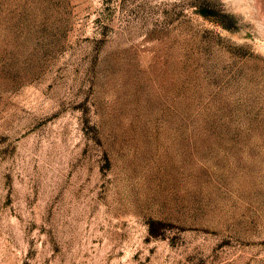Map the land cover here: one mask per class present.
Masks as SVG:
<instances>
[{
    "label": "rangeland",
    "instance_id": "374dc122",
    "mask_svg": "<svg viewBox=\"0 0 264 264\" xmlns=\"http://www.w3.org/2000/svg\"><path fill=\"white\" fill-rule=\"evenodd\" d=\"M0 264H264V0H0Z\"/></svg>",
    "mask_w": 264,
    "mask_h": 264
}]
</instances>
